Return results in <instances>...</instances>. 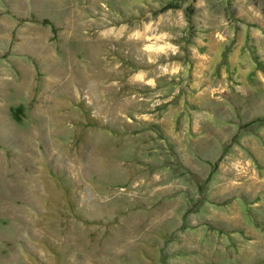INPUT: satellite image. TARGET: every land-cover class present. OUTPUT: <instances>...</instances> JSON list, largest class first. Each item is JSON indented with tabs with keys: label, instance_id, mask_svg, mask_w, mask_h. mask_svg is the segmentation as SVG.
I'll list each match as a JSON object with an SVG mask.
<instances>
[{
	"label": "rangeland",
	"instance_id": "obj_1",
	"mask_svg": "<svg viewBox=\"0 0 264 264\" xmlns=\"http://www.w3.org/2000/svg\"><path fill=\"white\" fill-rule=\"evenodd\" d=\"M0 264H264V0H0Z\"/></svg>",
	"mask_w": 264,
	"mask_h": 264
}]
</instances>
